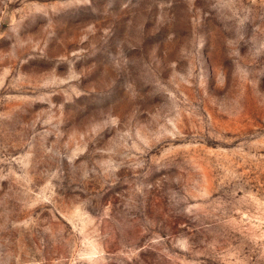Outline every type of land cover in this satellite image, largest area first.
<instances>
[{
	"label": "rangeland",
	"instance_id": "rangeland-1",
	"mask_svg": "<svg viewBox=\"0 0 264 264\" xmlns=\"http://www.w3.org/2000/svg\"><path fill=\"white\" fill-rule=\"evenodd\" d=\"M0 264H264V0H0Z\"/></svg>",
	"mask_w": 264,
	"mask_h": 264
}]
</instances>
